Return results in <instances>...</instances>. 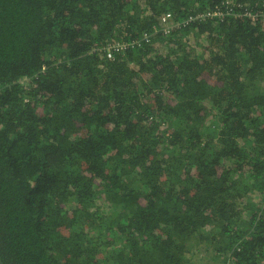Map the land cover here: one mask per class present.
<instances>
[{
  "label": "trees",
  "instance_id": "1",
  "mask_svg": "<svg viewBox=\"0 0 264 264\" xmlns=\"http://www.w3.org/2000/svg\"><path fill=\"white\" fill-rule=\"evenodd\" d=\"M194 249L264 264V0H0L1 262Z\"/></svg>",
  "mask_w": 264,
  "mask_h": 264
},
{
  "label": "built area",
  "instance_id": "2",
  "mask_svg": "<svg viewBox=\"0 0 264 264\" xmlns=\"http://www.w3.org/2000/svg\"><path fill=\"white\" fill-rule=\"evenodd\" d=\"M236 16L237 13L235 12ZM229 15H232L229 14ZM211 13H207V14H197L196 17H189V19L185 22L186 23H190L193 19H201V18H205V17H210ZM246 16H248L249 18L252 19H256L255 16L251 15V14H246ZM161 23L162 26L159 24L158 26L155 27V30H153L152 34L148 35L147 33L145 35H143L141 38H138L135 42H118V43H112V44H108L104 49L107 52V56L108 58L114 60L115 59V52H119L122 50H126L128 48H132V49H139L142 44L145 43H149L151 38L158 34V33H163L165 35H170L171 32L175 29V28H179L180 25L178 24V26L176 25L175 21H174V15L172 12H167L165 14H163L161 16Z\"/></svg>",
  "mask_w": 264,
  "mask_h": 264
},
{
  "label": "rangeland",
  "instance_id": "3",
  "mask_svg": "<svg viewBox=\"0 0 264 264\" xmlns=\"http://www.w3.org/2000/svg\"><path fill=\"white\" fill-rule=\"evenodd\" d=\"M188 255L190 256V258H192V261H194L195 263L200 264V262L203 261L205 264H212L211 263V258L213 256L212 254L205 255L203 252L194 249ZM219 262L220 260H217L215 264H219Z\"/></svg>",
  "mask_w": 264,
  "mask_h": 264
},
{
  "label": "water",
  "instance_id": "4",
  "mask_svg": "<svg viewBox=\"0 0 264 264\" xmlns=\"http://www.w3.org/2000/svg\"><path fill=\"white\" fill-rule=\"evenodd\" d=\"M0 264H3V263L1 262V260H0Z\"/></svg>",
  "mask_w": 264,
  "mask_h": 264
},
{
  "label": "clouds",
  "instance_id": "5",
  "mask_svg": "<svg viewBox=\"0 0 264 264\" xmlns=\"http://www.w3.org/2000/svg\"><path fill=\"white\" fill-rule=\"evenodd\" d=\"M161 18V17H160Z\"/></svg>",
  "mask_w": 264,
  "mask_h": 264
}]
</instances>
